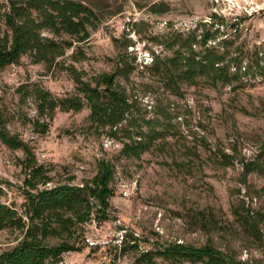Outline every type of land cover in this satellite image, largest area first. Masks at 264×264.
I'll use <instances>...</instances> for the list:
<instances>
[{
    "label": "rangeland",
    "instance_id": "obj_1",
    "mask_svg": "<svg viewBox=\"0 0 264 264\" xmlns=\"http://www.w3.org/2000/svg\"><path fill=\"white\" fill-rule=\"evenodd\" d=\"M82 1L96 12V27L79 49L68 48L61 60L88 73L110 70V59L126 37L136 61L150 62L152 49L166 50L156 44L157 38L209 20L214 7L229 19L244 17L236 43L246 51L264 42V10L250 13L233 4L234 0ZM4 9L5 0H0L1 26ZM114 37L120 40L118 48ZM73 51L75 57H84L75 59ZM138 67L132 84L133 92L141 98L142 110L147 108L152 114L155 103H159L156 97H160L175 131L164 147H153L140 158L121 156L117 139L91 127L88 107L79 111L58 109L46 132L33 130L37 107L30 87L40 85L56 95L72 93L75 84L66 70L59 66L47 69L26 55L19 63L0 70V107L8 126L31 141L38 161L54 166V179L74 175L73 182H83L95 173L101 157L110 158L115 165L108 218L86 223V245L81 251L64 254L61 264H144L137 260L142 249L170 241L195 245L211 242L254 264H264V176L245 174L237 160L256 154L264 159V80L250 76L234 88L197 82L185 86L182 96H175L154 82L146 85L151 81L148 72ZM220 150L236 160L223 164ZM18 156H22L20 150L0 143V180L10 183H2L5 194L0 199L17 205L23 200L18 190L23 177ZM233 208L241 214L247 208L257 214L261 235L247 230ZM16 235L0 229V249L14 244ZM151 264L171 263L157 258Z\"/></svg>",
    "mask_w": 264,
    "mask_h": 264
},
{
    "label": "trees",
    "instance_id": "obj_2",
    "mask_svg": "<svg viewBox=\"0 0 264 264\" xmlns=\"http://www.w3.org/2000/svg\"><path fill=\"white\" fill-rule=\"evenodd\" d=\"M243 18L238 15L229 19L214 11L209 20L198 21L192 29L162 35L155 42L166 50L162 53L152 49L150 62L136 61L137 55L128 50L131 43L126 37L110 59V70L88 73L73 64L62 63L61 58L68 48L79 49L96 27L97 14L90 5L82 0H5L4 26L0 25V70L19 63L24 55L34 63H43L47 69L59 66L66 70L75 84L72 93L56 95L40 85L30 87L29 94L37 107L33 130L46 132L58 109L79 111L88 107L91 127L117 139L121 143V156L140 158L153 147H164L175 131L160 97H156L159 103H155L152 114H148L147 108L142 110L141 98L133 92L132 84L138 66L148 72L151 81L146 85L154 82L157 88L175 96H182L185 86L197 82L234 88L250 76L264 80V42L254 44L247 51L236 43ZM113 41L118 48L119 38L114 37ZM71 56L75 57L74 51ZM0 143L22 152L17 162L23 173L18 187L23 200L17 205L0 199V229L17 233L14 244L0 249V264H61L64 254L81 251L86 245V223H101L108 218L109 199L115 190L114 163L110 158H99L95 173L80 183L73 182L74 175L54 179V166L38 161L31 141L10 129L1 107ZM202 146L207 145L202 143ZM219 154L223 164L234 162L231 153L220 150ZM237 160L245 174L257 172L264 176V159H259L257 154ZM2 183L10 184L0 180V197L5 194ZM261 189L264 190V185ZM233 214L247 230L261 235L257 214L248 208L245 214L233 208ZM157 258L171 264L184 261L254 264L211 242L195 245L170 241L142 249L137 256L138 262L144 264L154 263Z\"/></svg>",
    "mask_w": 264,
    "mask_h": 264
},
{
    "label": "built area",
    "instance_id": "obj_3",
    "mask_svg": "<svg viewBox=\"0 0 264 264\" xmlns=\"http://www.w3.org/2000/svg\"><path fill=\"white\" fill-rule=\"evenodd\" d=\"M233 4L250 13L264 10V0H234ZM214 11H216L215 7Z\"/></svg>",
    "mask_w": 264,
    "mask_h": 264
}]
</instances>
